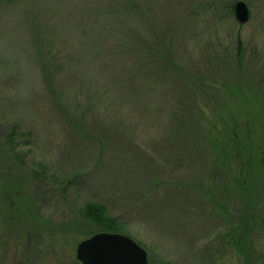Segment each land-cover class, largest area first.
<instances>
[{"label": "rangeland", "instance_id": "rangeland-1", "mask_svg": "<svg viewBox=\"0 0 264 264\" xmlns=\"http://www.w3.org/2000/svg\"><path fill=\"white\" fill-rule=\"evenodd\" d=\"M236 1L0 0V264H80L88 202L148 264H264V161L225 185L208 143L264 148V0Z\"/></svg>", "mask_w": 264, "mask_h": 264}, {"label": "trees", "instance_id": "trees-1", "mask_svg": "<svg viewBox=\"0 0 264 264\" xmlns=\"http://www.w3.org/2000/svg\"><path fill=\"white\" fill-rule=\"evenodd\" d=\"M222 125L221 132L216 134L217 138H212L211 141H208L209 146L212 147L214 151H217L216 157L219 158V161L225 167L227 170L225 171L226 174H224V177L222 180H224L223 184H227V180H234L235 182L238 181L237 174H240L245 170V168L249 165H251V161L254 159V157H260L261 161H264V148H258L257 145L255 150L252 152H245L244 149H246V146L242 145V140L246 138L247 143H251L252 140V131L253 126L248 125L245 123L237 124V122L233 119L227 120L226 118H223L219 120ZM6 126H8L6 123L0 124V138L4 136V145L10 144L15 136V129L9 128L8 132L4 135V130L6 129ZM12 127L14 125H11ZM231 127L233 129L231 132V135L229 133L227 134V128ZM244 130V132H242ZM212 133V132H211ZM244 133V135H242ZM264 133V132H262ZM233 134V136H232ZM196 135V134H195ZM226 135L228 137H226ZM262 144L264 145V135H262ZM232 139V140H229ZM258 148V149H257ZM257 149V150H256ZM213 152V151H212ZM215 153V152H214ZM16 154L17 158L20 159V155L18 153ZM245 156V157H244ZM263 170H264V164H263ZM243 168V170H241ZM245 173V172H244ZM235 174L236 177H233ZM34 181L38 177L37 175H32ZM204 178L207 180L204 182L203 187H209L213 186L215 184V178L214 175L209 178V176L204 175ZM240 178V177H239ZM241 183V182H240ZM240 183H236L237 185ZM17 185H20L17 182ZM226 187V186H225ZM205 189V188H204ZM223 191L227 188H222ZM212 191V190H211ZM81 213L84 217H86L88 220L93 221L96 225H98L99 231H110V232H117L116 229L118 227L117 219L115 216H112L108 213L106 207L102 204L95 203V202H88L84 205V207L81 210ZM98 230H95L93 233L97 232Z\"/></svg>", "mask_w": 264, "mask_h": 264}, {"label": "water", "instance_id": "water-1", "mask_svg": "<svg viewBox=\"0 0 264 264\" xmlns=\"http://www.w3.org/2000/svg\"><path fill=\"white\" fill-rule=\"evenodd\" d=\"M234 13L239 22H246L249 15L246 3L236 1ZM75 257L80 264H148L146 251L135 240L110 231H97L81 240Z\"/></svg>", "mask_w": 264, "mask_h": 264}]
</instances>
